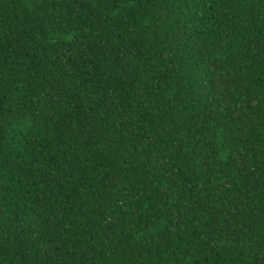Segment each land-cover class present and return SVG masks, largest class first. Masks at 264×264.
Wrapping results in <instances>:
<instances>
[{"label":"trees","instance_id":"trees-1","mask_svg":"<svg viewBox=\"0 0 264 264\" xmlns=\"http://www.w3.org/2000/svg\"><path fill=\"white\" fill-rule=\"evenodd\" d=\"M0 264H264V0H0Z\"/></svg>","mask_w":264,"mask_h":264}]
</instances>
